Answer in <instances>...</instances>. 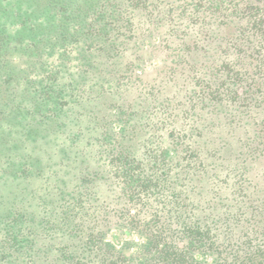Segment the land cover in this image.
<instances>
[{
  "label": "trees",
  "instance_id": "1",
  "mask_svg": "<svg viewBox=\"0 0 264 264\" xmlns=\"http://www.w3.org/2000/svg\"><path fill=\"white\" fill-rule=\"evenodd\" d=\"M0 264H264V0H0Z\"/></svg>",
  "mask_w": 264,
  "mask_h": 264
},
{
  "label": "rangeland",
  "instance_id": "2",
  "mask_svg": "<svg viewBox=\"0 0 264 264\" xmlns=\"http://www.w3.org/2000/svg\"><path fill=\"white\" fill-rule=\"evenodd\" d=\"M160 65V63H159V61H156V60H154V61H152V62H148V64H147V67H146V72H148V73H150V74H148L149 75V77L148 78H155L157 75H156V72H153V70L157 67V66H159ZM152 70V71H151ZM147 78V79H148ZM113 234H111L109 237H110V239H112V241H114V242H116L118 245H120L121 244V241H120V239H125V238H135L136 236H134V235H129V237L128 236H126V235H116V236H119V237H117L116 238V236L115 235H113ZM112 236V237H111Z\"/></svg>",
  "mask_w": 264,
  "mask_h": 264
}]
</instances>
